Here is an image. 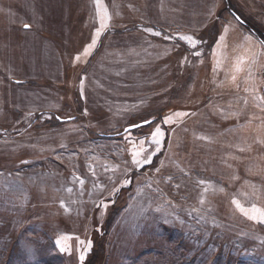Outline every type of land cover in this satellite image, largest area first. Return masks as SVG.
Wrapping results in <instances>:
<instances>
[{
  "label": "rangeland",
  "instance_id": "1",
  "mask_svg": "<svg viewBox=\"0 0 264 264\" xmlns=\"http://www.w3.org/2000/svg\"><path fill=\"white\" fill-rule=\"evenodd\" d=\"M262 218L264 0H0V264H264Z\"/></svg>",
  "mask_w": 264,
  "mask_h": 264
},
{
  "label": "snow or ice",
  "instance_id": "2",
  "mask_svg": "<svg viewBox=\"0 0 264 264\" xmlns=\"http://www.w3.org/2000/svg\"><path fill=\"white\" fill-rule=\"evenodd\" d=\"M97 4H99V0H97ZM98 11H99V9H98ZM29 27H30V25H27V24L24 25V28H25V29H28ZM146 31L151 32L152 30H151V29H147ZM97 34H99V30H98V33H97ZM155 35H160V33H159V32H156ZM169 39H170V37H169ZM181 39H190V38H189V37H181ZM94 43H95V40H93V44H94ZM86 50H87V49H86ZM197 55H198V53H197ZM233 79H235V77H233ZM178 115H180V114H178ZM183 115H187V114L185 113V114H183ZM167 122H168V119L166 118L165 123H167ZM144 123H145V124H150L151 121H145ZM131 127H142V125H132ZM126 131H130V129H126ZM157 134H161V135H162V133H161L159 127L155 130V132L153 133L152 138H151V142H152L154 145H156V146H157V150H159V145L161 144V141L155 139V136H156ZM134 162L139 163V161H134ZM149 162H150V161L145 160V163H149ZM201 183H203V181H202ZM262 222H264V218H262Z\"/></svg>",
  "mask_w": 264,
  "mask_h": 264
},
{
  "label": "trees",
  "instance_id": "3",
  "mask_svg": "<svg viewBox=\"0 0 264 264\" xmlns=\"http://www.w3.org/2000/svg\"><path fill=\"white\" fill-rule=\"evenodd\" d=\"M116 135V134H115ZM95 261H96V257H95V255L93 254V255H90L88 258H87V260H86V262H85V264H95ZM238 262V261H237ZM177 263V262H176ZM182 264H188L187 263V261H182ZM218 264H229V262H227V263H225V262H219ZM230 264H234V261H232V262H230Z\"/></svg>",
  "mask_w": 264,
  "mask_h": 264
},
{
  "label": "bare ground",
  "instance_id": "4",
  "mask_svg": "<svg viewBox=\"0 0 264 264\" xmlns=\"http://www.w3.org/2000/svg\"><path fill=\"white\" fill-rule=\"evenodd\" d=\"M16 47H18L20 50L22 49L23 50V46H18V45H16ZM29 50H30V48L28 47V48H24V52H23V54H24V56H25V54H26V52H29Z\"/></svg>",
  "mask_w": 264,
  "mask_h": 264
},
{
  "label": "water",
  "instance_id": "5",
  "mask_svg": "<svg viewBox=\"0 0 264 264\" xmlns=\"http://www.w3.org/2000/svg\"><path fill=\"white\" fill-rule=\"evenodd\" d=\"M144 122H145V121H144ZM144 122H140L138 125L144 124ZM132 125H135V124H132ZM132 125L126 126V127L122 130V132H125L126 129H132V128H134V127H131ZM136 125H137V124H136Z\"/></svg>",
  "mask_w": 264,
  "mask_h": 264
}]
</instances>
